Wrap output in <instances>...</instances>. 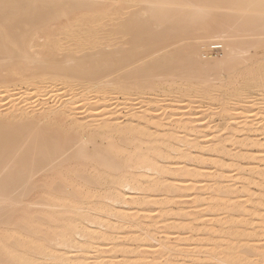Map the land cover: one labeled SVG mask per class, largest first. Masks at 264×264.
<instances>
[{
    "label": "bare ground",
    "instance_id": "obj_1",
    "mask_svg": "<svg viewBox=\"0 0 264 264\" xmlns=\"http://www.w3.org/2000/svg\"><path fill=\"white\" fill-rule=\"evenodd\" d=\"M129 1L132 4H129L131 6L128 7L126 3ZM234 1L235 3L231 2L230 4L228 0L225 2L228 3L227 8L231 11L229 16H225L226 21L223 23L220 22L221 20L218 21V24H221L216 28L210 23L213 28L208 29L200 37L197 35V40L200 41L196 42V44L200 43L197 44V51H188L186 54L183 52L185 55L182 57V54L180 60L187 62V65L180 61L179 64H183L181 66H184V69H179V65H174L178 60H174L172 55L166 56L161 53L162 55L160 54L161 56L153 61H151L153 57L149 58L151 62L144 61L145 63L141 65L140 63L143 62L138 61L140 63L137 64V67L135 66L136 60L133 61L132 58H135V54H138L136 52L142 48L141 46L145 47V40H149V37L154 35L153 31H156L162 24L170 25L177 22L179 28L178 26L176 28L179 31H185L188 27L194 31L192 27H196L195 23L200 25L203 21L199 24L198 22L206 19L209 22L212 15L215 16L214 13L217 9L225 7L220 8L221 4H224L222 0H0V94L8 97L13 96L3 106L8 110L5 115L3 114L6 121L0 122V264H59V261L67 262L65 260H72L73 264H80L82 260H86V257L91 255L96 246L115 241V233L111 229L115 223H119L120 219L126 221L128 218L129 223L135 229L132 228L133 232H141L146 228L145 225L149 226V224L153 228H157L159 225L164 227L168 216L173 213H171L172 209L170 208V211L167 206L174 203L175 198H185L193 204L192 212H185L181 208L177 209L176 213L174 212L172 217L176 218L173 222L175 229H179L185 221L193 222L191 216L203 215L206 208L212 217H216L218 212L223 215L222 219L216 220L214 230L209 232V234L215 235V238L212 236L215 241L210 244L209 252L201 251L203 243L200 241L202 245L194 251V255L202 253L203 256L200 260L206 261L204 264H264L262 247L251 246L252 244H249L252 241H247L255 223L257 224L259 221L261 229L264 228V218L262 220L260 218L264 215V196H259L263 190L255 193L257 198L253 193L255 199H252V195L250 197L247 195V199L241 201L243 199L241 195H236L235 191L231 192V185H229L231 183L224 186L225 181L223 180L227 178L224 171L216 169L215 173H207V169H211V167L206 164L209 163L207 162L209 160H207V155H202V152V157L199 156V158L197 155L198 164L200 161L201 164L195 169L188 167V162L198 150L208 152L212 156L215 155L213 153H220L221 156L218 159L213 156L217 159L215 164L212 162L213 168L223 165L222 156H231L230 171H228L231 172V175H233L232 172L238 173L239 171L241 175L242 173L246 174L244 175L246 177L256 174L257 177L264 180V171L260 172L259 170L258 172L257 170L256 172L257 168L254 169V166L260 163L257 161L258 158L253 155V152L248 151L249 146L258 145L260 153H263L264 142L253 139V135L249 133L252 132L250 127L239 129L240 124L239 128L236 127L238 124L233 126L235 122L231 125V120L228 123L232 127L228 130L225 126L228 130L225 131L227 132L225 135H220V131H218L212 138L208 137V134L213 131L215 124L207 123L205 127H202L203 124L199 126L202 127L201 129L196 130L194 127L196 125L193 124H202L199 118L198 121L194 117V120H186L184 116V120L183 117L178 118L176 115V119L173 117L174 121L171 120L172 118L168 119L174 124L176 123L177 126L169 128L171 125L169 126L167 118L157 117L160 108L151 107V105L157 106L163 95L169 92L166 90L167 92L161 95L165 83L169 87L170 85L174 88L180 87L169 79L163 83V86L158 83V81L166 79L162 78L167 73L166 71L179 78L181 76L178 74L185 78L196 77L192 78L193 80L186 78V86H183L181 94H178L179 90L178 93L175 92L180 97L174 95L175 99L172 98L174 96H170L173 101L170 103L175 106L172 108L178 109L176 104L179 105L182 102L184 94L190 97L193 94L197 96V93H200L201 96L211 93L212 95L213 93L218 94L214 89L218 82L215 84L216 87H213L214 84L213 86L204 83L201 85V80L211 81L209 78L219 73L221 69L228 68L230 62L232 64L233 61L241 59L246 53V55L251 53L249 49L254 45L255 48L261 45L260 39L259 41L257 39L256 42L253 39V43H251L252 39L250 38L251 40L248 41L249 39L245 37V41L238 42L233 36L238 34V31L239 33L243 32L245 25L250 27L248 29L250 37L253 36V33L261 34L262 32L264 36V0ZM176 8L178 10L175 11ZM128 9L130 12L127 15L124 11L127 12ZM220 12L224 14L222 11ZM219 15L216 16L219 17ZM182 16L187 18V21L184 18L182 22L185 20L190 26L191 24L193 26L182 25L183 28H181ZM259 16L263 17L261 23H258L260 18L258 21L255 20ZM219 18L224 19L221 15ZM176 19H179V22ZM169 27V32L167 30L165 34L167 32L170 36V31L176 28L174 29L173 25ZM229 27H233L234 32L238 29L237 33H233L232 30L230 35L233 33V36H229V33L226 32V28L231 29ZM159 34L157 35L159 36ZM158 36L156 37L159 39ZM39 39L44 40L43 44L37 45ZM215 39L225 45L220 47L224 49L222 53L224 54L223 59L226 60L225 63H223L224 60L220 61L221 59L213 57L206 60L203 59V55H200V49L202 50L208 44L212 45L210 43ZM165 41L167 40L161 39V42L159 40L158 46L159 43L162 44ZM261 43L264 44L262 41ZM252 44L253 46H251ZM154 46L150 50H154ZM163 46L165 45L163 44ZM162 49L165 48L162 47ZM158 50L149 52L152 54H149L148 57L157 53ZM255 50L257 51V49ZM172 54L174 55V53ZM144 56L147 57L146 54ZM141 57H137V59ZM146 57L144 58L147 60ZM132 65L135 66V69L132 68L133 70L130 69ZM145 67L149 68V72L147 69L144 70ZM257 68L254 72L257 77L255 83L264 89V72L262 71L264 67L257 66ZM234 69L229 72L236 71L239 75V72L243 71L242 69L234 71ZM144 71L149 74L161 72L158 77L160 79L152 75L154 81L150 83L151 80H147L150 79V76ZM231 75L229 80L233 77ZM238 75L232 78L233 82L244 85L250 82L248 87L253 85V78L249 77L243 78L239 83L235 78L239 79L246 74H240V77ZM250 76L252 77V75ZM156 79L158 80L155 83ZM175 81L178 82V79ZM233 82L228 85H234ZM211 86L214 90H211ZM24 89L26 91L23 92ZM169 89L170 92L173 90L171 87ZM152 90H155L154 93L161 92V94L156 93L151 97ZM240 92L238 95L241 101L240 98H236L237 95L235 97L239 100L237 102H241V104L245 102L243 105L247 104V106L249 104L252 106L264 104L262 93L261 97H256ZM52 99H54L53 102H57L58 105L55 104L56 102L54 104L58 107L53 108V106L47 105L50 103L48 101ZM232 100L234 103L235 99ZM32 101L40 102L41 105L27 107ZM214 102L216 101L214 100ZM196 104L195 100L185 107H183L185 104L181 105V109L186 113L191 111ZM226 104L228 105L229 102ZM237 104L239 103H236L235 106ZM243 105L240 106L243 107ZM231 106L234 107V105ZM221 107V110L207 108L209 111H206L223 117V119L234 113L231 111L233 113L225 114L227 109L223 107L226 105ZM254 107L256 106L252 108ZM174 109L171 111H176ZM239 110L238 112H240ZM244 111H242L244 116L241 115V112H237V117L241 115L242 119L250 120L247 115H250L251 111L249 109L247 110L249 113ZM262 111L264 110L260 112ZM161 112L165 113L164 110ZM256 114L258 113L256 112L254 116ZM197 116L195 115V117ZM259 116L261 117L260 113ZM263 116L262 119H264ZM199 117L201 118V115ZM232 117L234 116H230V118ZM260 117L256 118L257 121ZM245 120L244 122H246ZM203 121L205 122V120ZM261 126L257 130L260 132V136L264 135V125ZM223 129L225 130V128ZM222 131L221 129V134L225 133ZM241 132H244L245 136H240ZM237 133H240L241 139ZM231 137L238 139L231 140ZM203 138L204 140L208 138L209 141L197 144V141H201ZM232 143L236 146L235 149L232 147ZM196 149L198 150L196 151ZM194 157L196 156L194 155ZM193 164L195 165V163ZM238 176L236 174V177L232 178L237 180ZM239 177L241 179V176ZM205 178L212 184H209ZM245 180L247 182L246 178ZM174 182H177V185H174ZM246 182L243 183L247 186L249 181ZM240 183L242 184V182ZM106 184H108V190L102 192L101 189ZM232 184L233 187L234 183ZM255 184L258 183L255 182ZM191 190L196 192L194 200L191 198L193 194L185 193ZM210 190L212 196H209L208 199L204 198L205 192ZM129 191L135 192L131 198H128ZM156 191L164 195V199H154L151 203L153 209H148L141 215L133 211H129L131 212L129 214L118 212L112 207L114 205L109 203L137 206L141 203L140 201L146 202L153 196L150 193ZM246 191L250 193L249 189ZM158 209L162 210L161 221H158V217L156 218L154 215ZM103 211L106 216L110 215L109 218L114 219L101 218L100 213L102 214ZM246 217L251 221H244ZM257 218H259L258 221H256ZM114 220L118 223L113 222ZM97 225H100L99 230L96 229ZM134 235L135 232L131 237ZM256 236L258 235L255 233V238ZM148 237H150L149 234ZM151 238L153 237L151 236L147 241H151ZM136 239L139 238H135L134 241ZM258 239L260 238L255 240V244L260 245L259 241L256 243ZM153 241L155 240L153 239ZM137 242L140 243V241ZM174 243L167 238H163L157 243L159 246L157 256L170 253L164 264L170 262L175 264L177 262L175 257L184 255L186 251L184 246L179 247L176 252L177 245L174 246ZM119 246L122 247L124 244L120 243L117 247ZM72 248L81 249L83 256H70L68 250ZM124 249L122 248V250ZM149 249L143 251L133 263L154 264L152 251ZM64 250L65 256L59 254V257L56 256L57 251L64 252ZM72 250L71 252L74 253ZM260 251L262 252L259 253ZM92 259V264H120L116 261L115 256L105 258L96 255ZM200 262L197 261L193 264H202V261Z\"/></svg>",
    "mask_w": 264,
    "mask_h": 264
},
{
    "label": "rangeland",
    "instance_id": "obj_2",
    "mask_svg": "<svg viewBox=\"0 0 264 264\" xmlns=\"http://www.w3.org/2000/svg\"><path fill=\"white\" fill-rule=\"evenodd\" d=\"M222 2L224 3V4H221V7L220 8H223L224 6V8L223 9H217L216 10V12L214 13V17H213V15H212V18H214V19H210L209 20V22L207 21L208 19H206V20H201V21H199L198 22V24L200 23V22H202L203 21V23H201L200 25H196V23L194 24V26H196V27H192V30H194V31H191L190 29H189V27L188 28H186V30L184 31V30H182L181 28H183V26L182 25H184V26H190V24L189 23H187L186 21V17H184V16H182L181 17V21H180V25H181V28H180V30H182V31H179L177 28H176V26H178V28H179V23L177 24V22L175 23L174 22V24H170V25H173L174 26V29L175 30H173V28H172V30L174 31H170V36H169V33H167V32H169V30H170V25L169 24H162L161 26H159V28L157 29L158 31H160V32H156V31H153V34L154 35H152V36H150V37H152L151 38V40H150V37H149V40H150V42H149V40H145L146 42L144 43L145 44V47L144 46H141L142 48H140L136 53H138V54H135L136 56H135V58L133 57L132 58V60L134 61V60H136L135 62H136V64H135V66L137 67V64H139L140 62H138V61H141V62H143V63H140L141 65L142 64H144L146 61L148 62V60L150 61V59L149 58H152V60L151 61H153L155 58H157V57H159V56H161L162 54L164 55H172L171 57L174 59V60H178L177 61V63L175 62V64L174 65H179L180 67H179V69H184V66H181V65H183V64H186L187 65V62H185L184 60L183 61H181L180 59H182V57L188 52V51H197L196 49H197V44H200V43H197L196 44V42H200V41H198L197 39H198V37H197V35L200 37V35L202 34H204V33H206V31L208 30V29H211V28H213V25H215L214 26V28H216L218 25H220L221 23H223V21H226V18H225V16H229V12H231L227 7H228V3L230 4L231 2H233V3H235V1L234 0H228V3H225V2H227V0L226 1H224V0H222ZM129 4H132V2H127L126 3V6L128 5V7L129 6H131V5H129ZM226 8V9H225ZM176 10H178L177 8L175 9V11ZM174 11V10H173ZM220 11H222L224 14L226 13H228L227 15H224V14H222ZM128 12H130V9H128V11L126 12V10L124 11V13L125 14H127L128 15ZM219 13H220V15L222 16V17H224V19L223 18H219L220 17V15H219ZM216 15H219V17L218 16H216ZM264 15V14H263ZM185 18V20L182 22V20ZM261 20H260V19ZM262 16H259L258 18H255V20L256 21H258V19H259V21H258V23H261L262 22ZM177 21L179 20V19H176ZM221 20V21H220ZM218 21H220L221 23H219L218 24ZM179 22V21H178ZM205 22V23H204ZM186 23V24H185ZM213 24L212 26H211V24ZM177 24V25H176ZM203 24H208L207 26H205V25H203ZM169 25V26H168ZM191 26H193V24H191ZM190 26V27H191ZM197 26H199V27H197ZM202 26H204V27H206V28H202ZM165 27H167L166 29H165ZM208 27H210V28H208ZM243 27H244V25H243ZM231 28V29H230ZM233 27H229V29L230 30H228L227 28H226V32L227 33H229L228 35L229 36H233V33H237V31H238V29L236 30V32H234L235 30L234 29H232ZM242 28V27H241ZM241 28L239 29L240 31H241ZM165 29V30H164ZM169 29V30H168ZM190 30L191 31V35H194V36H191L190 35V31H189V33L187 32V30ZM196 29V30H195ZM243 29V28H242ZM248 29H250V27L249 26H247V25H245V27H244V31L243 32H241V33H243L242 35H241V33H239V31H238V34H236L235 36H233L238 42H242L243 40L245 41L247 38L249 39L248 41H250L251 39V43H253V39H255V42H256V40L257 41H259V39L262 41V42H264V39H262L264 36L262 35V31H260V32H262L261 34H256V33H253V36H251L250 37V32L248 31ZM162 30V31H161ZM168 30V31H167ZM228 30V31H227ZM233 30V31H232ZM165 31H167L166 32V34H165ZM184 31V32H183ZM233 32L232 33V35H230V32ZM161 32H162V35H161ZM172 32V33H171ZM189 34H187V33ZM192 32H193V34H192ZM247 32H249V33H247ZM159 34V36L157 35V34ZM247 33V34H246ZM165 34V35H164ZM247 36H246V35ZM249 34V35H248ZM164 35V36H163ZM255 35H256V37H255ZM257 35H258V37H257ZM156 36H158L159 37V39L156 37ZM161 36H163V38H161ZM262 36V37H261ZM132 37V36H131ZM155 37H156V40H155ZM166 37H168V38H165ZM193 37V38H192ZM245 37H246V39H245ZM129 38H130V36H129ZM164 39V40H167V41H165L164 43H159V46H158V42H159V40H160V42H161V39ZM251 38V39H250ZM154 39V40H153ZM40 40V41H39ZM38 41H37V45L38 44H43V42H44V40L43 39H39ZM41 40H43L42 42H41ZM152 40H153V42H152ZM197 40V41H196ZM261 41H259V43L262 45H258L259 46V48H258V46H256L257 48H255V45H254V47L252 48L251 46H253V44L250 46L251 47V49H249V51L251 52V53H249L248 55H243V57L241 58V59H238L237 61H233L232 62V64H231V62L229 63V67L228 68H223V69H221V71H219V73H217V74H214L213 76H211L209 79L211 80V81H208L207 82V80H201V85H202V83H204L205 85H212L213 86V84L215 85L217 82V87H216V85L215 86H213V87H216V88H214V89H216L215 91H217V93L218 94H216V93H213V95H212V93L211 94H208V95H206L205 94V96H201V94L200 93H197L198 95L197 96H195L194 94H193V96H189V95H187V96H185V94L182 96L183 97V99H182V97H181V99H182V104L180 103L179 105L178 104H176V106H177V108L179 109H174V108H172V107H175V106H173V105H171V103L173 102V101H171L172 100V98H175L176 99V95H177V97L181 94L180 93V91H182L183 90V86H186L185 84H186V81H187V79H190V80H193L192 78H196V77H193V76H189V78L188 77H184L183 75H179L178 74V76H181V78H179V77H176L174 74H171V77L169 76L170 74H168V71H166L167 73V75L166 74H164L165 76H162V78H166V79H162V81H158V83H161L162 84V86H163V83H165V82H167L166 80L167 79H169L170 81H174V82H176L178 85L177 86H180V87H175L174 88V86H171L170 84V87L173 89H171L172 91L170 92V87L167 85V83H165L164 84V89L161 91L162 92V94H161V92L159 93V92H156V93H158V94H161V95H163V93H166L167 91H169V92H167L166 94H164L163 95V97H162V99H161V102H159L158 104H157V106H155V105H151V107H155L156 109H159L158 111V114L159 113H161V115H158L157 114V117H159V118H161L162 116V119H165V118H167V121H169L168 123H169V126L171 125V127H169V128H172L173 126L174 127H176L177 126V124L175 125L174 124V120L176 119V115H177V117L179 118V117H183V119H184V116H185V119L186 120H188V119H193V117H194V119L196 120V121H198V118H199V120L201 121V123L202 124H200V123H198V124H193V125H196V126H194L195 127V129L197 130V129H201L202 127H205L206 125H207V123H209V124H215L214 126V129H213V131H211L210 132V134H208L209 136L208 137H213V135L215 136V133H218V131H220L221 132V129L225 132V131H228L232 126L231 125H233V123L235 122V124L233 125V126H236L237 124V126L236 127H238L239 128V124H240V128L239 129H243V127L245 128V127H250V129H251V131L252 132H249L251 135H253V139L254 140H258V141H261V142H264V135L263 134H261V136H260V132H258L257 130L258 129H260V127H262L261 125H264V122H263V120L264 119H262L261 117L264 115V111H262V112H260L261 110H264V108H263V106H264V104H260V106L258 105L257 106V104H255V105H253V106H256V107H254V108H252L253 106H252V104H249L250 105V107H249V105L247 106V104L246 105H243L245 102H242V104H241V102H237V101H241V98L239 97V92L240 93H247V95H250V96H262V95H264V89L262 88V87H260V86H258L255 82H257V77H256V73H254V72H256L255 70H257L258 68H257V66L258 67H264V44L263 43H261ZM41 42V43H40ZM149 42V44L148 45H150L149 47H148V45H147V43ZM163 42V41H162ZM254 42V44H256ZM258 43V44H259ZM157 45V47H156V45ZM163 44L166 46H163ZM210 44H212V45H206L202 50L200 49V51H201V54H200V52H199V54L203 57V59H208L209 57L210 58H215V59H221L220 61H223V63H225L226 62V60H225V58L223 59V57H224V54L222 53V51L224 50L223 48H219V49H214L215 47H221V46H223L224 44L220 41V40H218V39H215V40H212L211 41V43ZM147 45V46H146ZM155 47L154 48V50L152 49V50H150L153 46ZM196 45V46H195ZM257 45V44H256ZM130 46V45H129ZM163 48H165V49H162V47ZM168 46V47H167ZM189 46V47H188ZM200 46V45H199ZM225 46V45H224ZM261 46V47H260ZM147 47V48H146ZM126 48H128V46H126ZM130 48H131V46H130ZM149 48V49H148ZM181 48V49H180ZM194 48V49H193ZM200 48V47H199ZM148 49V50H147ZM155 49H159L158 50V52L157 53H155V54H153V55H151V56H149L148 57V55L149 54H152V53H149V52H154L155 51ZM161 49V50H160ZM175 49V50H174ZM190 49H192V50H190ZM247 49V50H248ZM253 49H254V51H253ZM255 49H257V51L255 50ZM144 50V51H143ZM173 52H172V51ZM262 50V51H261ZM142 51V52H141ZM180 51V52H179ZM248 51V52H249ZM160 52V53H159ZM171 52V54H169ZM179 53L178 55H176L177 53ZM185 54H184V53ZM162 53V54H161ZM172 53H174V55H175V57H173L174 55L172 54ZM144 54H146L147 55V57L146 56H144ZM161 54V55H160ZM183 54V55H182ZM139 55V56H138ZM154 55H155V57H154ZM181 55H182V57H181ZM195 55V54H194ZM142 56V57H141ZM177 56V57H176ZM137 57H141V58H143V59H141V58H138L137 59ZM144 57H146L147 58V60L144 58ZM226 57V56H225ZM246 57V58H245ZM189 59V58H188ZM145 61V62H144ZM150 61V62H151ZM183 63V64H179V63H181V62ZM227 62H229V61H227ZM189 63V62H188ZM222 63V62H221ZM259 64H260V66H259ZM186 65H185V67H186ZM253 65V66H252ZM133 66V65H132ZM130 66L131 68L130 69H135V66ZM244 67V70H243V67ZM250 66V67H249ZM183 67V68H182ZM239 67V68H238ZM241 67V68H240ZM176 68V67H175ZM178 68V67H177ZM237 69V71H240L241 69L244 71H242V72H239V75H238V73H236V71H235V69ZM249 68V69H248ZM257 68V69H256ZM132 69V70H133ZM147 69V71L149 70V68H144V70H146ZM178 69V70H179ZM231 69H234V71L235 72H233V73H231V72H229V70L230 71H233V70H231ZM239 69V70H238ZM246 69H247V71L248 70H250L251 71V69H254V70H252L253 71V73H252V71H251V73H250V71L249 72H247L246 71ZM264 69V68H263ZM225 70V71H224ZM227 70H228V72H227ZM147 71H144V72H146L147 73V75H149L150 76V79H147V80H151L150 81V83H152V81H154V80H152L153 78V76L155 75L156 77L155 78H158V77H160V74L159 73H161V72H157V73H155V74H149ZM224 71V72H223ZM263 72H264V70H262ZM228 73V74H227ZM234 73H236L235 75H234ZM159 74V75H158ZM232 74V75H231ZM240 74H246V75H243V77H241V78H235L236 80H238L239 81V83H240V81H242V79L244 78H253V81H252V83H253V85L250 87H248V84L250 83V82H248V83H246L245 85L243 84V83H240V84H238V82L237 83H235V82H233V80H232V78H234V77H237L236 75H238V77H240ZM153 75V76H152ZM172 75H173V77H172ZM233 76L230 80H229V76ZM241 75V76H242ZM248 75V76H247ZM250 75H252V77L250 76ZM254 75V76H253ZM152 76V77H151ZM148 77V76H147ZM146 77V78H147ZM167 77H169V78H167ZM176 77V78H175ZM184 77V78H183ZM228 77V78H227ZM255 77H256V79H255ZM154 78V79H155ZM173 78V79H172ZM212 78V79H211ZM158 79H160V78H158ZM158 79H156V81H155V83L157 82V80ZM172 79V80H171ZM178 79V82L177 81H175V80H177ZM179 79H181V80H179ZM208 79V80H209ZM165 80V81H164ZM183 80V81H182ZM216 81V82H214V81ZM232 80V82L234 83V85H228V84H231L232 82H229V81H231ZM181 81V82H180ZM228 83H227V82ZM185 82V83H184ZM154 83V82H153ZM184 83V84H183ZM211 83V84H210ZM179 84H181V85H179ZM204 84H203V86H204ZM167 85V86H166ZM220 85H222V86H220ZM224 85V86H223ZM243 85V86H242ZM182 86V87H181ZM212 86L210 87L211 88V90H214L213 88H212ZM246 86V87H245ZM243 87V88H242ZM245 87V88H244ZM143 88V87H142ZM179 88H181V89H179ZM217 88L219 89L220 88V90H217ZM239 89V91H238V89ZM26 89V88H25ZM22 90L23 92L24 91H26V90ZM169 89V90H168ZM176 89V90H175ZM237 91H236V90ZM248 89V90H247ZM263 89V90H262ZM1 90V89H0ZM167 90V91H166ZM179 90V93L177 92ZM243 90V91H242ZM247 90V91H246ZM155 91V90H154ZM154 91L152 90V93L153 94H151V97H153L156 93H154ZM163 91H165V92H163ZM215 91H213V92H215ZM219 91V92H218ZM245 91V92H244ZM151 92V91H150ZM178 93V94H176V93ZM236 92H238V93H236ZM172 93H173V95H172ZM225 93V94H224ZM231 93V94H230ZM250 93V94H249ZM261 93H262V95H261ZM171 94V95H170ZM230 94V95H229ZM175 95V96H174ZM220 95V96H219ZM238 95V97H236ZM170 96H174V97H170ZM190 98H189V97ZM214 96H216V97H214ZM9 97H10V99H9ZM5 96L4 94H0V113L2 114L1 116H0V122H5L6 121V118H5V113H7L8 112V110L6 109V107L4 108L3 106H4V104L5 103H7L9 100H11V98H13V96L11 97V96ZM180 97V96H179ZM196 97V98H195ZM212 97V98H211ZM218 97H219V99H218ZM233 97V98H232ZM240 98L239 100L238 99H236V98ZM184 98H185V100H184ZM191 98H192V100H191ZM195 98V99H194ZM186 99H188V100H186ZM191 101H190V100ZM200 99V100H199ZM211 99H213V100H211ZM223 99V100H222ZM232 99H235L234 100V103H233V100ZM53 100L54 99H52L51 101H48V102H50V103H48L47 105H49V106H53V108H56V106L58 105L57 104V102L56 101H54L53 102ZM179 100V99H178ZM183 100L184 101H186L185 103L183 102ZM195 100H196V103L198 104H196L195 106H196V108H195V106L194 107H192V109H191V111L189 110V112H184V111H182V109H181V107L183 106V107H185L187 104H190L191 102H195ZM211 100V101H210ZM214 100L216 101V102H214ZM219 100V101H218ZM198 101H200V102H198ZM219 103H218V102ZM221 101V102H220ZM229 102V104L227 105L226 104V102ZM235 101H236V103H239V104H237V106H235L236 105V103H235ZM56 102V103H55ZM171 102V103H170ZM188 102H190V103H188ZM213 103V105H212V103ZM232 102V103H231ZM57 104V105H55V104ZM169 103H170V106H169ZM200 103V104H199ZM211 103V104H210ZM216 103V104H215ZM223 104V105H222ZM234 105V107H232L231 105ZM254 104V103H253ZM29 105H31V106H40L41 105V103L40 102H30L29 104H28V106L27 107H29ZM182 105V106H181ZM219 106V107H216V106ZM226 105V107H223L224 109L226 108L227 110L225 111V114L226 113H233L232 115L234 116V117H232V118H230V116H232V115H230L229 117H227L228 118V120H226L227 118H224L223 119V117H219V116H217V115H213V114H211V112H207L206 110H210V108H212V109H216V108H218V109H216V110H221V106H225ZM240 105H243V107L242 106H240ZM198 106V107H197ZM209 106H212V107H209ZM214 106V107H213ZM230 106V107H229ZM240 106V107H239ZM252 106V107H251ZM58 107V106H57ZM148 107V106H147ZM158 107V108H157ZM165 107H166V109H165ZM170 109H168V108ZM221 107V108H220ZM236 107V108H235ZM258 107V108H257ZM261 107V108H260ZM20 108H24V107H20ZM208 108V109H207ZM238 108V109H237ZM241 108H242V110H241ZM255 108H257V109H255ZM259 108H260V110H259ZM6 109V110H5ZM162 109V110H161ZM168 109V110H167ZM172 109H174V110H176V111H171ZM194 109V110H193ZM204 109V110H203ZM240 109V110H239ZM246 111V113H249L247 110L249 109V111H251L250 113V115L248 114L247 116H249V118L248 119H250V120H245V119H242L243 118V112L242 111H244V110ZM247 109V110H246ZM165 111V113L164 112H161V111ZM178 110V111H177ZM181 110V111H180ZM208 110V111H209ZM235 110H237V111H235ZM238 110L241 112V115H243L242 117H241V115H239L240 116V118H239V116L237 117V115H238V113H240V112H238ZM258 110V111H257ZM7 111V112H6ZM230 111V112H229ZM231 111H233V112H231ZM244 111V112H245ZM177 114H176V113ZM203 112H205V113H203ZM238 112V113H237ZM258 113V114H256L255 116H254V114L255 113ZM166 114V115H164V114ZM168 113V114H167ZM182 113V114H181ZM189 113V114H188ZM208 113H210V114H208ZM259 113H260V115H261V117L259 116ZM262 113H263V115H262ZM4 114V115H3ZM193 116H192V115ZM201 115V118L199 117L200 115ZM237 114V115H236ZM253 114V115H252ZM155 116H156V114H154ZM170 115V116H169ZM181 115V116H180ZM183 115V116H182ZM195 115L197 116V117H195ZM252 115V116H251ZM169 116V117H168ZM192 116V117H191ZM208 116V117H207ZM260 117L259 118V121L261 122L262 121V123H260L259 121H257L258 119H256V118H258V117ZM82 117H83V115H82ZM165 117V118H164ZM173 117L175 118V119H173ZM189 117V118H188ZM204 119H203V118ZM253 118V119H251V118ZM168 118H172L171 120H173L172 122L170 121V119H168ZM208 120H206V119ZM209 118V119H208ZM219 118V119H218ZM238 120H237V119ZM263 118H264V116H263ZM184 119V120H185ZM193 119V120H194ZM212 119H213V121H212ZM202 120H205V122L203 121L202 122ZM211 120V121H210ZM216 122H215V121ZM231 120V121H230ZM234 120V121H233ZM237 122H236V121ZM243 120V121H242ZM244 120L246 121V122H244ZM252 120V121H251ZM254 120V121H253ZM199 121V122H200ZM207 121V122H206ZM228 121H230V123H232L231 125L228 123ZM241 121V122H240ZM248 121V122H247ZM213 122V123H212ZM226 122H227V125H225L226 124ZM239 122V123H238ZM255 122V123H254ZM257 122V123H256ZM258 122H259V124H258ZM204 124V125H203ZM229 124V125H228ZM248 124V125H247ZM261 124V125H260ZM202 126V127H199V126ZM244 125V126H243ZM227 127V129L228 130H226V127ZM229 126V127H228ZM241 126H242V128H241ZM223 128H225V130L223 129ZM217 131V132H216ZM222 131V132H223ZM214 132V133H213ZM219 132V134L220 135H225L227 132H225V133H220ZM248 133V134H249ZM238 134V136H239V134L240 133H237ZM236 134V135H237ZM241 134L242 135H240V136H245V133L244 132H241ZM257 134V135H256ZM235 135V136H236ZM255 135V136H254ZM237 136V137H238ZM239 136V139H241V137ZM257 137V138H256ZM210 138V139H211ZM207 139V140H206ZM235 139H238V138H232L231 137V140H235ZM204 142H203V141ZM207 141H209V139L208 138H205V140H204V138L203 139H201V141L199 140V141H197V144L199 143V144H202V143H206ZM232 145V147H234V149H235V147L236 146H234L233 145V143L231 144ZM199 148V147H198ZM198 149H196V151H197ZM248 151H251V152H253V155H255L257 158H258V162H260L259 164H258V162H257V164L258 165H253L254 166V169H256V172H257V170H258V172H259V170H260V172H262V171H264V152L263 153H260V148L258 147V145H251V146H249L248 147ZM201 152H202V155H207V157H208V159L207 160H209V161H207V162H209V163H206L209 167H211V169L209 168V169H207L208 171H207V173L208 172H210V173H215L217 170L218 171H224L225 172V177H227V178H225L223 181H225V183H224V186H228L227 185V183L229 184V183H231V184H229V185H231V189H232V191H231V189H230V191L233 193V191H235L234 193H236V195H241L242 197H243V199L241 200V201H245L246 199H247V197L249 196H251L252 197V199H255V198H257V192L259 193L260 192V190H263V191H261L260 193H259V196L261 195V196H264V194H263V192H264V180H261L259 177H257V175H256V177H255V175L254 176H250V175H247V177L246 176H244V175H246V174H244L243 175V173H242V175H241V173H239V171H238V173L236 172V173H234V172H232V174L233 175H231L230 173L231 172H228V171H230V167H229V163H231L230 161H231V156H222V158L224 159V160H222L223 162V165L221 166H218V168H213V163L215 164V160H217L218 159V157L219 156H221V154L220 153H213V154H215V155H213V156H216L215 158H217V159H215V158H213V156H212V154H210V153H206V152H204V151H197L196 153H194L193 154V156L191 157V159H190V161L188 162V167L189 168H191V169H195L196 167H198L199 166V164H201V161H200V163L198 164V162H199V158L200 157H202V155H201ZM200 153V154H199ZM216 154H218V155H216ZM194 155L196 156V157H194ZM197 155H198V157H197ZM228 157V158H227ZM195 158V159H194ZM196 158H198V159H196ZM213 158V159H212ZM259 158H261V159H259ZM194 159V160H193ZM195 160H197L196 162H194ZM262 160V161H261ZM191 162V163H190ZM195 163V165L193 164V163ZM213 162V163H212ZM225 162V163H224ZM197 163V164H196ZM212 163V164H211ZM256 164V163H255ZM190 165V166H189ZM197 165V166H196ZM260 165V166H259ZM192 166V167H191ZM195 166V167H194ZM201 166V165H200ZM228 166V167H227ZM222 167V168H221ZM259 168V169H258ZM217 169V170H216ZM223 169V170H222ZM227 172H228V174H227ZM65 174H66V172H64ZM236 174H237V176L239 175V176H241V179H240V177L238 176V178H239V180H238V178H237V180H236V178H232L233 176L234 177H236ZM244 176V177H243ZM254 177V178H253ZM244 178V179H243ZM245 178L247 179V182H246V180H245ZM206 179V181H208V179L207 178H205ZM227 179V180H226ZM231 179V180H230ZM232 179H233V181H232ZM250 179V180H249ZM255 179V180H254ZM229 180V181H228ZM235 180V181H234ZM241 180V181H240ZM246 182V183H248V181H249V183L247 184V186H250V187H247L246 186V184H244L243 182L244 181ZM252 180V181H251ZM256 180H258V181H256ZM228 181V182H227ZM209 182V181H208ZM239 182H242V184L240 183L239 184ZM251 182V183H250ZM255 182L256 183H258V184H255ZM211 182H209V184H210ZM232 183H234V186L232 187ZM261 183V184H260ZM212 184V183H211ZM107 185V186H106ZM105 185V187L104 188H102L101 189V191L102 192H105L106 190H108V184H106ZM174 185H177V182L175 183L174 182ZM236 185V186H235ZM240 185H241V187H240ZM258 185V186H257ZM246 188V190H250V193H248L246 190H245V188ZM237 188V189H236ZM238 188H240V189H238ZM236 189V190H235ZM238 190V191H237ZM240 190V191H239ZM188 192H189V195H192V199L196 196L195 195V193L196 192H194V190L192 191H187V192H185L186 194H188ZM244 192H246V193H248V194H245ZM135 192H132V191H129L128 192V198H131V195H133ZM237 193H239V194H237ZM255 194V198H253L254 197V194ZM150 195H153V196H151V198H148L147 199V201L146 202H143V201H140L141 203L139 204V205H135V206H132V205H130V204H119V205H115L114 203H111V202H109L111 205H114V206H112V207H114L115 208V210L116 211H118V212H125V214H129V213H131V212H129V211H133V212H137V213H140V215L141 214H144L143 212H145L146 210H148V209H153L152 207V204L151 203H153V201H154V199H164V195H161L158 191H156V192H154V193H150ZM205 196H204V198H210L211 196H212V191L210 190L209 192H205V194H204ZM235 195V194H234ZM248 195V196H247ZM149 196V195H148ZM210 196V197H209ZM246 198H245V197ZM141 198L143 199V196H141ZM141 199V200H142ZM196 199V198H195ZM245 199V200H244ZM175 200V202L174 203H172V204H169V206H167L168 208H169V210L171 211V209H172V211H171V213H172V215H169L168 216V220H166V222L164 223L165 224V226L164 227H162L161 225H159L157 228H153L152 227V225H150L149 224V226L148 225H145V229L143 230V231H141V232H139V231H134L135 232V235H134V237H131V235L133 236V234H134V232H133V225L131 224V223H129V221H128V218H127V220L125 221L124 219H126V216H124L123 218L124 219H122V220H124V221H121V219L120 220H118L119 221V223H118V221H113V222H117L118 224H114L113 226H112V232H114L115 233V241L117 242H115V241H113V242H106V243H103L102 245L100 244L99 246H96V248H94L93 250H92V252H91V255H89V256H87L86 257V260H82L81 262H80V264H92V262H93V259H92V257H94V256H96V255H100V257H110V256H115L116 257V261L117 262H119L120 264H134L133 263V261L135 260L136 261V259H138V256L139 255H141L142 253H143V251L145 252V251H147L146 249H148V248H150L149 249V251H152V261H153V263L154 264H164L165 263V259H168L169 258V252H167V253H165L164 255H166L165 257H164V255L163 256H157L156 254H157V252H158V249H159V246H158V241L160 242V241H162V239L163 238H167V239H170V240H172V242H175L174 243V246H176V252H177V250H178V248L179 247H186V251H185V253H184V255H178V256H176L174 259L177 261V262H175V264L177 263V264H193L194 262H199V263H201L200 261H202V264H204L206 261H204V260H200V259H202V253H200V254H198V255H194V251L195 250H197L198 249V247H200L202 244L200 243V242H202L203 243V248H202V246H201V251L202 252H204V253H206V251L207 252H209V250L208 249H210L211 248V245L210 244H212V243H214V241H215V235L213 236L212 234H209V232L211 233L212 232V230H214V227L216 226V223H217V221L218 220H220V219H222V217H223V215L222 214H220V212H218V214H216V217H212L209 213V211H208V208H206V212L203 214V215H200V216H198V214L197 215H195V217H194V215L193 216H191V218H192V220H193V222L192 221H185V223H183L182 224V226L179 228V229H175L174 227H173V222L176 220V218L175 217H172L175 213H176V211H177V209H182L183 211H187V212H189V211H191L192 212V210H193V204L192 203H189V201H188V199H179V198H175L174 199ZM173 200V201H174ZM194 200V199H193ZM191 204H192V206H191ZM250 205H251V203H249ZM248 204V205H249ZM253 204V203H252ZM110 205V206H111ZM170 205H172V206H170ZM133 208V209H132ZM171 208V209H170ZM210 210V209H209ZM113 211V210H112ZM175 212V213H174ZM106 213V212H105ZM155 214L154 215H156V218L158 219V221H161L162 219H161V213H162V210L161 209H158V210H156L155 212H154ZM157 213V214H156ZM198 213V212H197ZM169 214H170V212H169ZM103 215V216H102ZM221 215V216H220ZM109 216L110 215H108V216H106L105 214H104V211L102 212V214L100 213V217L101 218H104V217H108L107 219L108 220H113L114 218H109ZM198 216V217H197ZM198 218V219H197ZM261 218V220L264 218V215L263 216H261L260 217ZM217 220V221H216ZM251 221V219L250 218H248V217H246L245 219H244V221ZM259 220V218H257L256 219V221H258ZM260 220V221H261ZM128 221V222H127ZM247 221V222H248ZM100 222V221H99ZM120 222H122V223H120ZM189 222H191V223H189ZM102 223V222H101ZM189 223V224H188ZM121 224H122V226H121ZM256 224V223H255ZM254 224V227H253V229H252V231H250V236H248L249 238H247V241L249 240V241H252L249 245H251V246H261L262 247V249L264 250V231H261V230H264V228L263 229H261V227H260V224H259V221H258V223L255 225ZM259 224V225H258ZM257 225H258V227H257ZM100 225L98 226L97 225V227H96V229L97 230H99L100 228ZM120 227V228H119ZM255 227H257V228H255ZM133 228V229H132ZM135 230V229H134ZM259 230H260V232H259ZM256 231V232H255ZM254 233V236H253V233ZM139 233H140V235H139ZM255 233H256V235H258V236H256V238H255ZM150 235V237L152 236L153 238H151V241L149 240V241H147L150 237H148L147 238V235ZM141 236V237H139V236ZM206 235V236H205ZM137 236V237H136ZM209 236V237H208ZM214 238H213V237ZM263 236V237H262ZM203 237V238H202ZM212 237V238H211ZM133 240H132V239ZM135 238H139V239H136V241H134V239ZM141 238H142V240H141ZM147 238V239H146ZM257 238H260V239H262V240H260V239H258L257 241H256V243H258V241H259V243L258 244H260V245H257V244H255V240L257 239ZM153 239L155 240V241H153ZM156 239H157V242H156ZM199 239V240H198ZM202 241H201V240ZM211 239V240H210ZM213 239V240H212ZM117 240H119V241H117ZM190 241V243H189V241ZM209 240V241H208ZM137 241H140V243L139 242H137ZM200 241V242H199ZM253 241H254V243H253ZM124 244V246H119V247H117L118 246V244ZM262 242V243H261ZM148 243V244H147ZM187 243V244H186ZM185 244V245H184ZM198 244H200V245H198ZM76 247H77V245H76ZM147 247V248H146ZM122 248L124 249V250H122ZM151 248H152V250H151ZM73 249V248H72ZM72 249H70V250H68L69 252H70V256L72 255V256H78V257H80V256H83V254H82V252H81V249H78V248H74L73 250ZM121 249V250H120ZM127 249V250H126ZM261 249V250H262ZM61 250V249H60ZM71 250L72 251H74V253H72L71 252ZM113 250H114V252H113ZM142 250V251H141ZM141 253H140V252ZM63 251H57V253H56V256L59 254V255H61V256H65V250H64V252L62 253ZM138 252V253H137ZM262 251H260L259 253H261ZM62 253V254H61ZM115 253V254H114ZM114 254V255H113ZM59 255L57 256V257H59ZM137 255V256H136ZM135 256H136V258H135ZM154 256H157V257H154ZM68 257H69V255H68ZM65 261H67V262H64V261H59L58 263L59 264H73L72 262V260H65ZM154 261H156V262H154ZM61 262V263H60ZM140 264V263H139ZM169 264H174L173 262L171 263H169Z\"/></svg>",
    "mask_w": 264,
    "mask_h": 264
},
{
    "label": "built area",
    "instance_id": "obj_3",
    "mask_svg": "<svg viewBox=\"0 0 264 264\" xmlns=\"http://www.w3.org/2000/svg\"><path fill=\"white\" fill-rule=\"evenodd\" d=\"M220 47H215L214 49H219Z\"/></svg>",
    "mask_w": 264,
    "mask_h": 264
}]
</instances>
